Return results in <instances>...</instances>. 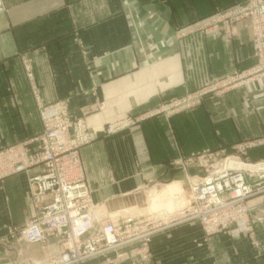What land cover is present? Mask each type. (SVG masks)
Here are the masks:
<instances>
[{"label": "crops", "instance_id": "1", "mask_svg": "<svg viewBox=\"0 0 264 264\" xmlns=\"http://www.w3.org/2000/svg\"><path fill=\"white\" fill-rule=\"evenodd\" d=\"M242 2L3 0L0 150L42 131V106L66 101L70 115L80 118L103 105L86 118L92 127L117 120L131 108L134 113L151 110L165 102L171 91L183 96L217 78L253 67L257 61L252 32L243 22L237 24L238 34L230 40L176 33L218 9ZM167 88L166 94L155 96ZM263 88L260 79L221 96V106L233 114L221 136L211 132L213 138L203 140V108L170 120L166 115L146 118L137 127L111 136L100 134L81 150L94 202L107 204L153 181L186 179L183 171L172 167L174 160L259 138L264 132ZM249 102L253 108L263 107L262 120L248 111ZM209 105L214 109L220 102ZM212 121L219 123L218 117ZM36 172L33 168L0 181V264H32L43 257L39 245L1 242L13 228L25 226L33 217L28 177ZM168 189L181 190L178 183ZM259 211L264 213V206ZM256 236L257 247L245 233L206 238L198 223L182 224L152 237L153 264H264V222L256 225ZM98 260L84 264H101Z\"/></svg>", "mask_w": 264, "mask_h": 264}, {"label": "built area", "instance_id": "2", "mask_svg": "<svg viewBox=\"0 0 264 264\" xmlns=\"http://www.w3.org/2000/svg\"><path fill=\"white\" fill-rule=\"evenodd\" d=\"M242 9L243 12L235 17L248 16V7ZM3 11H5L4 4L0 0V13ZM230 16H233L231 12L227 14V17ZM255 17L258 35L263 37L257 43L259 67L253 69L252 71L255 70L253 73L250 71L248 72L250 74H244L248 77L226 81L223 84L224 88L228 86L236 88L246 84L253 76L264 77V3L263 9L255 14ZM189 101L197 100L191 98ZM40 114L43 129L39 134L28 141L0 150V181L9 175L29 172L30 169L37 168V172L28 177L34 208L33 217L25 226L15 227L10 232L13 237L18 235L17 239L20 242L27 244H46L51 236L61 237L60 243H63L60 247L61 252L50 257L48 264H80L94 258L106 257L137 242L143 241L146 244L151 236L173 225L174 222L200 219L202 222H207V231L210 232L215 224L227 225L226 222L231 218L229 211L232 213L237 211L240 217L247 214L248 207L245 205L235 209L236 205L241 202L243 204L249 197L254 196L255 188L246 182V175L264 178V162L254 165L259 166L258 169L246 168V166L226 169L224 165L229 158L221 162L216 169L217 172L200 179L195 192L196 198H193L187 207L190 209L195 205L190 214L183 210L180 216L171 221L137 231L132 230L135 227L131 225H123L120 220L118 224H112L107 222L106 218L101 222L104 223V231L94 230L88 220L92 201L89 194L90 187L79 155V147L92 139L88 131L89 127L85 126L83 120L71 118L66 101L42 106ZM233 159L241 160L237 157ZM245 164L247 163L242 165ZM262 187L264 189V182ZM205 189L208 191L204 192ZM256 191L264 193L263 190ZM227 192L229 194L231 192L232 202L229 206L223 198ZM222 208L220 212L223 213L218 216L217 214L220 213L218 211ZM208 217L214 221H209ZM79 220H82L86 227L79 226ZM90 220L97 225V219Z\"/></svg>", "mask_w": 264, "mask_h": 264}, {"label": "rangeland", "instance_id": "3", "mask_svg": "<svg viewBox=\"0 0 264 264\" xmlns=\"http://www.w3.org/2000/svg\"><path fill=\"white\" fill-rule=\"evenodd\" d=\"M3 2V0H2ZM264 0H244L242 3L234 4L230 7L218 9L210 16L197 20L189 25H186L184 28L177 30V34L179 36H188L196 33H202L204 35H213L218 37H224L227 39H232L237 36V24L243 22L248 28H250L252 32L253 38V46H254V60L257 61L256 64L246 70L236 71L232 74L225 75L221 78H217L201 88L189 92L183 96H178L174 92L171 91L170 97L165 102H161L159 106L151 110H142L134 113V110L129 109L126 110V115L120 117L117 120H108L104 124H96L92 127L88 126L86 123V118L94 113H98L102 109L103 105H99L98 108L85 112L83 116L80 118L72 119L78 120L81 119L85 122V126H88V131L91 134V140L89 143L84 144L79 147V155L81 158V150L97 141L102 136H111L118 132H122L125 130H131L137 127L140 123H142L146 118H154L159 115H166L168 120L173 116L180 115L184 112H194L195 110H200L203 108L204 113V124H203V140L210 139L212 137L211 132H213L214 136H221L223 132L224 126L226 123L232 119L233 114H228V111L225 107L221 106V96L225 95L227 92L231 90H235L238 88H243L247 85H253V83L258 82L260 79L264 80V77H251V80L246 82L238 87H223V84L228 80H236L237 78L242 79L243 76L248 77V72L252 71L255 68L259 67V62L257 58V43L258 40L263 38L258 35V28L256 27V17L259 11L263 9ZM248 7V16L244 17H235L238 13H242L243 9ZM5 8V6H4ZM237 13H236V11ZM6 11V9H5ZM1 12L0 14L4 13ZM231 12L233 16L227 17V14ZM29 70V69H28ZM28 78L32 79V74L28 72ZM166 78H163L165 81ZM248 80V79H245ZM264 89V88H263ZM169 89L159 90L155 96H161L163 93L167 92ZM264 91V90H263ZM166 94V93H165ZM195 99L197 101L190 102V99ZM211 102H220L219 106H216L214 109L209 105ZM248 102V101H247ZM249 112L260 118L262 120V116L259 114L262 112L263 107L253 108L251 102H249ZM145 111V112H144ZM218 117L219 123L216 124L212 121V118L215 120ZM264 115V113H262ZM213 116V117H212ZM128 123H125V122ZM258 127V126H257ZM171 136L174 138V141L177 138L174 128L170 125L169 127ZM213 138V137H212ZM173 142V140H172ZM247 145L248 147H246ZM237 157L244 161V163L251 165H258L264 162V132L259 138L253 140H246L236 142L233 145L220 146L215 149H206L198 154H194L189 157H181L172 162V167L180 169L185 173L186 179L179 180L172 178L168 181H153L146 186H142L140 190L132 192L131 194H126L112 201L107 202V204H102V211L108 216L107 222L110 220L116 222L120 220V223L126 226V224L131 225L134 231L137 230H145L150 227H153L157 224H163L164 222L171 221L169 220L172 215L176 214L179 211L190 212L193 210L194 206L187 209V205L192 200V191H191V183L193 181L202 180L206 178L209 174L214 173L223 160H228L229 158ZM232 160V159H231ZM243 168V167H242ZM197 169V174H191V170ZM242 170V169H239ZM217 172V171H216ZM86 175V170H85ZM194 176V177H193ZM196 176V177H195ZM87 177V175H86ZM88 181V178H87ZM183 187H182V184ZM246 182L253 185L255 188L253 190L254 196L249 197L242 204L239 203L235 206V209H239L241 205H245L248 207V212L244 216H238L237 211H229L228 213L231 215L229 222H226L227 225H223L222 223L215 224V226L211 229V231H207V222H202L200 219L189 220L186 222H174L173 225H170L168 228L160 231H168L171 228H175L182 224L188 223H198L203 234L206 238L217 235V234H228V235H236L245 233L248 235V238L251 244L255 247L258 245V238L256 236V225L264 222V213H261V210L264 206V193L255 192V190H263L262 184L264 182V178H260L257 175H246ZM174 183H178L180 185L181 190L170 191L168 188L174 185ZM89 185V181H88ZM163 185V186H162ZM90 187V185H89ZM159 187V188H158ZM158 188V189H157ZM162 188V189H161ZM177 188V186L175 187ZM173 188V189H175ZM184 188V190H183ZM156 189V190H155ZM185 191V194H184ZM223 196V195H222ZM225 202L229 204L231 201V192L230 194L227 192L223 196ZM159 201V202H158ZM154 202V203H153ZM159 204H158V203ZM187 202V205H186ZM155 205V206H154ZM157 205V206H156ZM168 205L170 206V210L168 209ZM232 205V204H231ZM186 208V209H185ZM219 210L218 212L222 211ZM259 213V215H254ZM223 212L218 213L219 216ZM179 213L178 216H180ZM208 217L209 221H214V219ZM127 220V221H126ZM244 221V224H243ZM20 228V227H19ZM158 232V233H160ZM156 233V234H158ZM154 236V235H153ZM150 241L145 244V242H137L133 245H128L116 253H112L102 258H94L89 261L98 260L101 264H153L154 262V254L150 247ZM19 238V236L17 235ZM17 237H13L12 233L9 232V237L4 238L1 242L2 244H8L9 242L14 241L16 245L27 244L24 242H20ZM61 237L51 236L47 240L46 244H36L41 247L43 252V257L39 262L46 264L50 257L54 255H58L61 252ZM52 247H54V251H52ZM146 249V251L144 250ZM137 253V254H136ZM38 262V261H36ZM33 261L32 264H36ZM86 263V262H84ZM80 263V264H84Z\"/></svg>", "mask_w": 264, "mask_h": 264}, {"label": "bare ground", "instance_id": "4", "mask_svg": "<svg viewBox=\"0 0 264 264\" xmlns=\"http://www.w3.org/2000/svg\"><path fill=\"white\" fill-rule=\"evenodd\" d=\"M255 71V70H254ZM254 71H252L251 73H253ZM250 74V73H249ZM248 86V85H247ZM125 123H128L127 121L125 122ZM88 125V124H87ZM232 159V160H231ZM239 163H241V164H239ZM242 164H244V162L242 161V160H235V159H233V158H230L229 160H228V162H226L225 163V167H226V169L227 168H234V167H236V168H242V167H244V166H246V168L248 167V168H252V169H258L259 168V166H254V165H250V164H245V165H242ZM199 181H200V178H199V180H197V181H193V182H190L191 183V191H192V199L193 198H196V190H197V187H198V183H199ZM177 184V183H176ZM162 189V188H161ZM90 190V192H89V194H90V199L92 200L91 201V205H90V208H89V216H90V219H97L98 220V222H96L97 223V225L95 224V223H93V222H91V220L90 219H88L89 220V223H90V225H92L93 227V229L94 230H103L104 231V228H103V225H104V223H101V222H103V219H105L106 220V218L107 219H109L108 218V216L102 211V208H101V206H100V204H97V203H95L94 202V200H93V196H92V190H91V188L89 189ZM208 190L207 189H205L204 190V192H207ZM159 202V201H158ZM157 202V203H158ZM191 202H192V200H191ZM191 202L189 203V205L191 204ZM154 203V202H153ZM159 204V203H158ZM189 205H187V207L189 206ZM155 206V205H154ZM157 206V205H156ZM186 207V208H187ZM184 210V209H183ZM182 210V211H183ZM181 211H179V212H177L176 214H174V215H172L171 216V218L169 219V220H171V219H174V218H176V217H178V215H179V213H180ZM110 222H112V224H118L119 223V221H116V222H114V221H112V220H110ZM78 223H79V226H81V227H86V225L84 224V223H82V220H79L78 221ZM108 235L109 236H111V233L110 232H108ZM34 245H36V244H34ZM36 263H38V264H43L42 262H40L39 263V261L38 262H36ZM46 264H48V263H46Z\"/></svg>", "mask_w": 264, "mask_h": 264}]
</instances>
